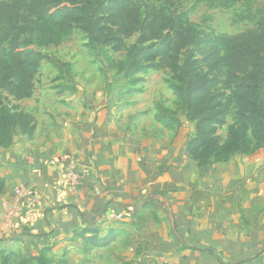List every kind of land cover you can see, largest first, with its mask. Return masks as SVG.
I'll return each mask as SVG.
<instances>
[{"label": "crops", "instance_id": "obj_1", "mask_svg": "<svg viewBox=\"0 0 264 264\" xmlns=\"http://www.w3.org/2000/svg\"><path fill=\"white\" fill-rule=\"evenodd\" d=\"M70 71V84L40 85L37 73L17 101L35 129L0 149V200L21 185L38 203L11 219L0 206L1 247L48 246L50 264H264V148L202 168L183 151L192 123L155 120L156 103L173 101L145 102V88L110 100ZM64 155L82 172L74 189ZM83 229L107 243L82 251Z\"/></svg>", "mask_w": 264, "mask_h": 264}, {"label": "trees", "instance_id": "obj_2", "mask_svg": "<svg viewBox=\"0 0 264 264\" xmlns=\"http://www.w3.org/2000/svg\"><path fill=\"white\" fill-rule=\"evenodd\" d=\"M207 1L210 8H229L241 0ZM173 5L170 0L160 5L135 0H0V90L14 101L30 97L43 59L53 63L57 78L61 72L69 75L68 64L38 49L58 46L77 27L87 37V49L124 51L120 58L106 56V61L128 80L126 93L141 90L136 86L139 73L169 71L174 107L156 103L155 120L175 130L182 127L180 115L192 123L183 151L198 166L208 168L228 162L236 153L264 148V23L217 35L199 28L186 13L172 10ZM251 19L246 1L245 12L233 22ZM133 35L135 41L126 45ZM189 48L194 52L182 60ZM223 126L221 137L218 131ZM34 129L30 113L0 100V149L8 148L18 133L30 137ZM3 190L0 179V193ZM75 235L82 239L84 252L107 243L89 230ZM5 249L0 248L1 264L12 259L17 264H50L48 246L19 253Z\"/></svg>", "mask_w": 264, "mask_h": 264}, {"label": "rangeland", "instance_id": "obj_3", "mask_svg": "<svg viewBox=\"0 0 264 264\" xmlns=\"http://www.w3.org/2000/svg\"><path fill=\"white\" fill-rule=\"evenodd\" d=\"M142 5H160L164 0H135ZM174 3L171 7L175 12H184L190 21L195 23L199 28L205 31H211L214 34H235L247 29H254L264 23V0H241L233 4L229 8L208 6L207 0H170ZM246 1L249 2L251 20H243L233 22L237 14L245 12ZM136 35L125 40L126 45H130L135 41ZM87 37L79 28L75 27L71 35L63 40L58 46L48 45L41 47L38 50L45 55L51 56L56 60L68 64L69 71L74 70V76H78V80L89 82L93 88L101 90L105 93L106 98L110 100L121 98L126 94L125 91L130 88L128 80L122 75L116 74L114 69L107 67L106 56L120 58L124 54L122 52H114L107 49L106 52L101 50H89L86 47ZM6 47V45H5ZM192 49L189 48L183 51L182 60H185L191 55ZM194 51H192L193 53ZM63 66L61 69L64 71ZM71 72V71H70ZM56 69L51 61L43 59L36 76V81L42 83L70 84L72 82V72L70 74L62 73L59 78ZM64 74V75H63ZM138 88H145L142 99L147 102L157 98L164 100L165 103L171 104L174 96L168 86L170 73L168 70H153L146 73H139ZM56 78V79H55ZM89 80V81H88ZM0 100L17 104V101L12 100L6 92L0 90ZM162 102V101H161ZM231 122L227 118V123ZM221 137L225 136V126L218 131ZM11 246L12 243H7ZM0 248H6L1 247ZM8 249V248H6ZM5 249V250H6ZM8 250H6L7 252ZM1 264V262H0ZM8 264H17V259H12Z\"/></svg>", "mask_w": 264, "mask_h": 264}, {"label": "built area", "instance_id": "obj_4", "mask_svg": "<svg viewBox=\"0 0 264 264\" xmlns=\"http://www.w3.org/2000/svg\"><path fill=\"white\" fill-rule=\"evenodd\" d=\"M63 164L62 182L67 189L76 188L81 181L82 172L78 168L77 160L74 156L64 155L61 159ZM38 203V197L29 188L25 186H15L13 188V196L10 200L1 198L0 206L2 209V217L11 219L16 217L22 211L25 205L34 206ZM17 223H21L20 221Z\"/></svg>", "mask_w": 264, "mask_h": 264}]
</instances>
